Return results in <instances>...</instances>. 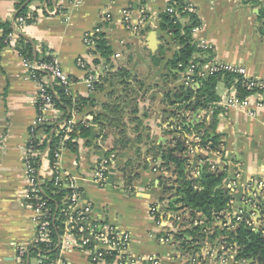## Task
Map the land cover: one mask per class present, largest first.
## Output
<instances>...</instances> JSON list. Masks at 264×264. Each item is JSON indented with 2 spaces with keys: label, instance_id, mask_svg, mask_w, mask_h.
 <instances>
[{
  "label": "crops",
  "instance_id": "0c3cea01",
  "mask_svg": "<svg viewBox=\"0 0 264 264\" xmlns=\"http://www.w3.org/2000/svg\"><path fill=\"white\" fill-rule=\"evenodd\" d=\"M188 1L197 9L201 22L193 38L200 52L190 62L199 65L200 76L208 78L212 64H231L242 65L251 78L264 80V0ZM18 2L0 0V25L10 23L45 47L46 54L58 61L71 81L68 96L83 101L80 110H70V124L85 127L89 134L81 136L77 131V151L64 149L59 169L73 178L84 200L92 205L94 221L129 233L131 252L156 257L159 264H259L236 260L235 251H227L220 236L200 238L197 248L190 238L186 249L179 243L160 241L167 232L178 234L195 225L190 212L170 207V202L176 201L175 192L167 189L176 180L174 166L166 174L155 173L151 150L165 143L173 148V140L182 136L189 149L185 157L191 165L188 173L193 175L203 167L206 157L197 153L195 127L204 120L211 123L214 114L213 109L194 111L180 102L171 103L176 92L185 87L187 76V69L181 72L170 65L181 46L162 27L160 18L171 0H52L51 5L47 0H30V11L39 15L25 28L14 24ZM127 8L135 18L142 10L147 14L148 21L137 34L123 26L122 11ZM106 15L111 16L110 21L103 20ZM97 29L105 35L109 58L84 42L85 34ZM3 33L0 27V38ZM80 60L98 75L93 90L86 82L87 72L78 66ZM220 87L224 92L225 84L217 87L222 96ZM37 92L19 52L4 48L0 53V264H20L18 248L30 247L35 241L36 214L25 197L24 162L30 131L37 120ZM113 106H117V113L112 112ZM217 109V133L224 142L220 173L227 167L225 186L238 175L231 210L251 213L255 209L245 199L247 184L253 179L264 182V96H251L246 107ZM63 115L57 110L46 117ZM184 126L188 130L181 134ZM107 159L110 164L101 185L96 170ZM41 170L52 178L45 157ZM163 180L168 185H162ZM155 205L161 208L160 224L151 213ZM181 213L184 217L179 222ZM223 228L218 221L213 233ZM62 258L67 264H92L89 254L81 250L64 251Z\"/></svg>",
  "mask_w": 264,
  "mask_h": 264
},
{
  "label": "trees",
  "instance_id": "16d2710c",
  "mask_svg": "<svg viewBox=\"0 0 264 264\" xmlns=\"http://www.w3.org/2000/svg\"><path fill=\"white\" fill-rule=\"evenodd\" d=\"M29 1L19 0L16 6L17 12L14 23L16 26L19 25L21 19L25 21L27 26L37 21L39 13L30 11ZM47 4H53L52 0H47ZM168 8H175L181 16V19H179L166 11L160 18L162 27L171 32L181 46L180 52L175 55L170 65L173 69H179L182 72L191 65L192 56L200 52L193 40L192 32L195 28L201 26V22L198 18L197 9L188 0H171ZM186 8H191V11L185 10ZM59 12H62V10L59 9ZM182 20L187 21L182 22ZM0 27L4 31L2 38H0V53L6 47H13L19 52L24 61L31 64H51L53 62V57L46 54V48L41 47L36 41L27 38L23 30L18 31L10 23L1 24ZM10 35H13V38H10ZM95 47L101 56L105 58L110 57V48L107 45L105 35L101 32L96 34ZM96 63H98L97 60ZM180 65L182 67H179ZM196 74L195 80L198 86L195 88L181 87L176 92L175 101L171 103L180 102L184 105L183 107L187 106L188 109H193L194 111L214 110L212 122L208 123L206 120L200 122L196 125L195 131L200 139L198 143L199 148H208L219 153L223 161V136L217 133L220 109L214 108L213 104L220 99L217 93L218 85L224 83L225 86H229L234 81L235 76L228 73H218L204 79L198 72ZM30 76L32 79L47 80V89L53 97L54 108L64 112L62 118H59L56 123H45L36 131L37 137L34 141V151L30 159L34 170H41L43 161L41 156L43 154H45L48 162L53 165L54 155L58 151L60 140L63 137L62 127L70 123V110H80L83 106V101H73L67 94V87L59 80L52 78L47 71L32 70ZM237 93L239 98L244 99L253 95L256 91L247 88L240 81L237 85ZM116 109L117 106H113L112 112L117 113ZM185 130H188V128L182 127L181 134ZM77 131L80 132L81 136L89 134V130L85 127L78 126L73 128L70 139L65 144V148L71 149L73 152L77 151L74 144ZM173 143L175 145L173 148L170 147L169 143H165L157 150L152 149L151 151H153L154 160L161 163L160 168L162 170H171V166H174L176 180L167 189L175 192L176 201L170 202V207L173 210L176 209L175 211L186 210L191 213L192 221L198 220L200 222L198 226L181 230L175 235L181 248L186 249L188 247L190 238L191 243H194L197 248L200 238L205 239L209 237V239L213 240L220 236L221 241L227 245V249L230 247L234 248L236 260H254L259 264H264V229L254 230L244 222L236 225L235 219L229 222L231 226L236 225L235 228H231L222 215L226 210L231 209L230 203L234 198L233 193L224 183V180L227 178V167L225 166V170L220 173V171H212L211 164H206L199 169L201 176L198 179H194L188 173L191 165L190 160L185 158L189 152L186 142L180 136L175 138ZM206 159L208 157L202 160ZM218 170L221 169L219 168ZM162 185H168V182L163 180ZM195 186H198V189H195ZM70 195L71 190L63 186L56 187L53 182H48L42 186L40 196L46 202V206L51 213V217L49 218L51 244L50 246H47L45 243L38 245L36 249H33L32 256L36 257L41 253L45 257V264L53 263L58 257L57 245L61 236L60 227L62 222L60 209ZM28 203L36 206L35 201L28 200ZM176 206L179 207L177 208ZM258 207L264 216V202L259 203ZM197 213H200V216ZM244 216L248 218L249 213L245 212ZM156 218L159 220L160 212L156 213ZM218 221H223L224 225L227 226H224L221 231L218 230L217 233H213V225ZM207 230L209 231L208 233L206 232Z\"/></svg>",
  "mask_w": 264,
  "mask_h": 264
},
{
  "label": "built area",
  "instance_id": "2783aa9c",
  "mask_svg": "<svg viewBox=\"0 0 264 264\" xmlns=\"http://www.w3.org/2000/svg\"><path fill=\"white\" fill-rule=\"evenodd\" d=\"M185 10L191 11V8H186ZM170 14L175 15L177 18L181 19L180 14L175 8H169L167 10ZM104 21H110L111 16L106 15L103 19ZM148 21L147 14L145 11H141L140 15L135 18L133 16L132 10L130 8L124 9L122 11V23L126 30L131 33L137 34L140 28L146 25ZM27 25L25 21L21 19L19 21V27L25 28ZM198 28H195L192 32L193 38ZM100 30H95L94 32H89L85 34L84 42L88 46L95 45L96 34ZM13 38V35H10ZM201 48L206 46L200 44ZM25 66L29 70V74L32 70L37 71H47L52 76V78L59 80L67 88L71 84V81L62 73L60 65L56 59L53 60L51 64H31L25 61ZM78 66L87 72L86 82L90 90L94 89V85L98 80V75L95 74L92 68H89L88 64L82 60L78 62ZM200 75L199 65L192 63L187 69V76L184 79V86L188 88H195L198 83L195 80L196 73ZM218 73H228L235 76L234 81L229 85L225 86L224 92L220 99L213 104L214 108H222L228 110L235 107H246L248 105V100L253 95L264 96V80L251 78L247 72V69L242 65H231V64H212L209 69V75H214ZM31 77V76H30ZM37 85V95H36V109H37V120L35 126L31 129L29 140L27 143V149L25 154L24 162V172L26 175L27 189L25 197L27 201H35L36 206L30 205L35 211L34 222L36 225V236L34 244L30 247L23 246L17 250V260L20 264H31V259L33 258V249H36L40 244H51V231L49 228V218L51 213L49 208L46 206V202L40 196L42 191V186L48 182H53L56 187L63 186L66 189L71 190V195L65 200L60 213L62 216L61 222V236L57 245L58 257L51 264H67L62 258V252L68 251L73 252L77 250L85 251L90 256V261L92 264H159V260L156 257H140L135 256L131 252V238L130 234L118 229L112 225H100L96 223L92 217L93 207L90 203L86 202L83 197V193L77 188L73 178H71L66 173L59 169L60 158L62 151L65 148L66 142L70 139V134L73 131V127L69 123L63 126V137L59 143V149L56 151L54 157L53 165L50 164V172L52 173V178H49L44 173V170H34L31 156L34 151V141L37 137V132L40 126L45 123L54 124L59 119H49L46 114L50 111H57L54 108L53 97L50 95L47 89L46 79H33ZM242 81V84L249 89L255 90L256 93L253 95L241 99L238 97L237 85ZM42 136H44L42 134ZM198 140L199 137H198ZM197 153H201L208 157V159L203 160V166L206 164H211L212 171H222L218 170L220 168V163L222 157L219 153L209 150L208 148H198ZM194 154L193 151L191 153ZM45 154L41 156L43 160ZM215 160V161H212ZM110 164V159L103 160L98 169L96 170L97 182L103 185L106 181V171ZM160 162L156 161L154 164L153 171L157 174H166V170L160 168ZM194 179H198L201 176L200 170H197L193 175ZM237 177L234 176L232 183L228 185V189L234 192L237 188ZM198 189V186H195ZM247 195L246 202L249 203L255 210L249 213L248 218H245V212L233 213L232 210H226L222 215L224 219L231 222L233 219L236 220V225L244 222L248 227L254 230L264 229V216L261 214V210L258 204L264 202V182L259 180H251L247 184ZM160 205H155L151 208V213L153 217L156 218V213L160 212ZM185 210H182V212ZM182 214V213H181ZM200 216V213H197ZM184 215L178 217V221L182 222ZM158 224L161 222L158 220ZM223 226L224 225L223 221ZM200 222L198 220L194 221V225L198 226ZM229 227L235 228V226ZM181 228V227H180ZM179 229V228H178ZM206 232H209L208 230ZM175 233L167 232L165 233L160 241L162 243L175 245L178 241L175 238ZM227 251H234L233 247L227 249ZM213 254H210L212 257ZM36 264H45V257L40 253L36 257Z\"/></svg>",
  "mask_w": 264,
  "mask_h": 264
},
{
  "label": "rangeland",
  "instance_id": "374dc122",
  "mask_svg": "<svg viewBox=\"0 0 264 264\" xmlns=\"http://www.w3.org/2000/svg\"><path fill=\"white\" fill-rule=\"evenodd\" d=\"M222 92H223V90H222V87H220V88H219V93H222ZM31 263H32V264H36V263H37V261H36V258H35V257H33V258H32V261H31Z\"/></svg>",
  "mask_w": 264,
  "mask_h": 264
},
{
  "label": "water",
  "instance_id": "95a60500",
  "mask_svg": "<svg viewBox=\"0 0 264 264\" xmlns=\"http://www.w3.org/2000/svg\"><path fill=\"white\" fill-rule=\"evenodd\" d=\"M153 46V45H152ZM191 159H193V158H191ZM194 160V159H193Z\"/></svg>",
  "mask_w": 264,
  "mask_h": 264
}]
</instances>
